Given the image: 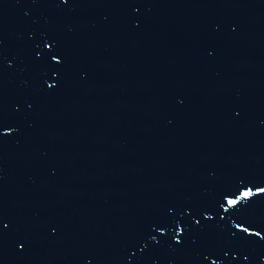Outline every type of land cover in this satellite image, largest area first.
<instances>
[{"label":"water","instance_id":"water-1","mask_svg":"<svg viewBox=\"0 0 264 264\" xmlns=\"http://www.w3.org/2000/svg\"><path fill=\"white\" fill-rule=\"evenodd\" d=\"M0 264H264V0H0Z\"/></svg>","mask_w":264,"mask_h":264}]
</instances>
